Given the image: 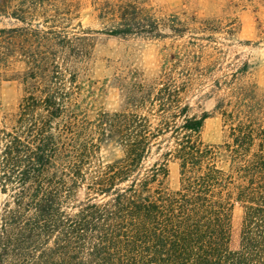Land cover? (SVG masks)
Returning <instances> with one entry per match:
<instances>
[{
	"label": "trees",
	"instance_id": "1",
	"mask_svg": "<svg viewBox=\"0 0 264 264\" xmlns=\"http://www.w3.org/2000/svg\"><path fill=\"white\" fill-rule=\"evenodd\" d=\"M146 2L104 0L106 34L213 41L204 33L218 30L214 21L159 18ZM14 15L27 26L1 30L0 68L18 53L27 69L18 110L0 111V264H264V89L245 79L254 63L214 80L227 139L207 144L201 133L212 113H192L184 98L193 78L207 75L193 66L203 54H173L188 63L182 81L166 72L129 94L127 109L91 119L80 102L91 33L69 39ZM109 144L122 157L106 163Z\"/></svg>",
	"mask_w": 264,
	"mask_h": 264
},
{
	"label": "rangeland",
	"instance_id": "2",
	"mask_svg": "<svg viewBox=\"0 0 264 264\" xmlns=\"http://www.w3.org/2000/svg\"><path fill=\"white\" fill-rule=\"evenodd\" d=\"M102 2L104 0H0V32L27 26L14 17L15 13L29 18L32 28L53 30L58 36L69 39L80 35L82 30L90 32L94 45L83 64L80 102L91 119L104 112L127 109L129 94H133L140 85L159 82L166 72L182 81V72L188 63L185 59L174 60L172 55L181 51L182 58L186 50H196L203 54V60L193 66H200L207 75L193 78V85L184 98L192 106V113H212L204 123L202 140L207 144L223 143L227 139V131L221 116L214 113L216 100L222 93L215 92L213 82L230 79L244 62H252L254 68L245 79L257 82L264 89V0H147L145 7L159 18L176 14L182 19L195 16L214 21L218 30L212 34L204 33L205 36H213L211 42L194 39L190 34L184 38L172 36L162 40L110 36L105 30L111 23L100 18ZM0 38H3L1 33ZM189 41L198 42L203 46L202 50L191 46ZM53 48V52L60 55L55 43ZM11 56L6 66L0 68L1 113H15L25 96L22 83L27 69L25 58L18 53ZM58 60L61 62L62 59ZM6 67L7 70L4 69ZM168 144L169 140L164 138L162 146ZM121 157V150L114 144L101 150V158L106 163ZM158 158V154L153 155L150 163ZM169 168L170 188L176 190L180 186L179 163L172 161ZM234 214V227L238 234L241 209L237 208Z\"/></svg>",
	"mask_w": 264,
	"mask_h": 264
}]
</instances>
